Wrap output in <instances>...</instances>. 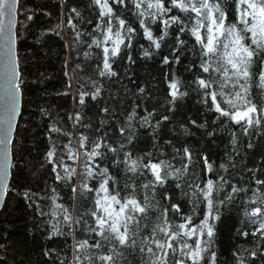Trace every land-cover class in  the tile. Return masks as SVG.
I'll return each instance as SVG.
<instances>
[{
    "label": "snow or ice",
    "instance_id": "6c2138e0",
    "mask_svg": "<svg viewBox=\"0 0 264 264\" xmlns=\"http://www.w3.org/2000/svg\"><path fill=\"white\" fill-rule=\"evenodd\" d=\"M18 3L19 0H0V148L3 149L0 201L9 191L10 145L21 108L22 73L14 31ZM92 4L98 10L97 23L88 35L92 37V44L102 51L101 77L116 75L112 61L121 54L122 47L132 48V40L140 29L142 37L157 50L171 29L175 33V47L171 60L164 56L163 64L181 63L180 53L187 44L181 37L188 36L193 41L189 50L195 53L197 46L199 48V63L193 60L185 70H196L192 83L201 93L208 110L226 125L239 126L246 136L250 130H264V0H130L135 17L132 22L124 15L129 0H92ZM71 11L77 17L81 15L75 8ZM68 23L72 28L76 27L71 17ZM149 25H158L161 35L155 36ZM82 35L78 32L77 38ZM150 54L144 49L145 57ZM180 86L181 81L175 75L170 77V103L186 95L180 91ZM80 102L84 103L83 98ZM134 115L128 119L132 120ZM153 115L149 112L144 116L142 126H150ZM167 119V116L163 117V120ZM159 123L157 121V127ZM192 123L196 124V121ZM197 126L204 128L206 122ZM87 139L80 140V148L87 147ZM128 141L131 143V136ZM124 147L120 144L117 149L105 143L103 137L99 138L85 153L84 169L80 173L65 165L64 159L57 156L55 145L46 153L48 163L52 165L51 172L55 174L54 181L83 177L71 188L73 199L83 197L91 202L83 213L91 221L83 220L90 239L75 240L74 236L72 264H130L126 252L132 256L139 253L140 264H219L216 241L226 223L223 210L237 200L244 205V218L236 235L246 240L250 238L253 247L238 246L232 252L233 262L264 264V178L257 176V170H249L252 175L248 185L241 187L219 174L221 169L228 171L224 164L214 168L213 162L202 156L201 174L191 173L195 179L189 181L193 154L187 147L176 150L182 161L179 168L164 160L153 162L151 152L135 158L131 152H124L123 159L112 160L113 167L124 166L126 179L121 187L119 173H113L109 166H101L95 161L109 159V153L118 156ZM78 156V152L68 149L69 159L75 160ZM59 169L63 170V175ZM146 172L150 173L151 179L139 185L143 190L141 199L137 184L130 182L132 178L128 174L139 177ZM52 192L55 193L56 188ZM24 196L31 201L38 193L26 191ZM50 199L53 207L48 213L39 203L35 204L40 216L50 217L48 239L64 235L58 226L61 215L72 226L82 222L81 219L73 221L67 208L57 203L58 196ZM181 199L191 206L188 212L183 210ZM243 225H250L251 230ZM54 251L46 249L44 255L50 256ZM59 264H67V260H60Z\"/></svg>",
    "mask_w": 264,
    "mask_h": 264
},
{
    "label": "trees",
    "instance_id": "16d2710c",
    "mask_svg": "<svg viewBox=\"0 0 264 264\" xmlns=\"http://www.w3.org/2000/svg\"><path fill=\"white\" fill-rule=\"evenodd\" d=\"M73 8L80 12L79 17L71 11ZM97 11L92 0H19L16 43L22 73V108L12 143L9 191L0 210V264H59L65 259L67 264H72L74 236L75 240L90 239L83 225V220L89 218L83 213L91 202L83 197L74 201L71 191L83 177L54 181L55 174L46 157L53 145L65 165L80 173L84 169L85 153L99 138L103 137L105 143L117 149L124 144L118 156L109 153V159L95 161L119 173L121 187L126 179L124 166L113 167L112 160L123 159L124 152H131L133 158L151 152L153 162L164 160L179 168L182 161L176 150L184 147L193 154L189 181L195 179L191 173L201 174L202 156H207L214 168L224 164L228 171L221 169L219 174L238 186L248 185L252 175L249 170H257V176L264 178V130H250L246 136L239 126L217 120L192 83L196 70H185L191 61L199 63L198 46L195 53L190 51L193 41L182 36L187 44L180 53L181 63L164 65V56L172 58L175 33L170 29L157 50L142 37L140 29L132 40V48L122 47L121 54L112 61L116 75L101 77L102 51L92 44V37L88 35L96 26ZM132 13L129 0L124 15L130 22L135 20ZM29 16L32 19H28ZM69 17L75 28L69 26ZM149 27L155 36L161 35L158 25ZM78 32L83 33L80 38H77ZM144 49L149 50L150 56L143 55ZM173 75L181 81L180 91L186 95L170 103L168 84ZM81 98L84 103L80 102ZM149 112L154 113L150 126H142V118ZM133 113V119L129 120ZM164 116L168 119L163 120ZM157 121H160L158 127ZM205 122L204 128L197 126ZM121 129H124L123 134ZM83 137L88 138L86 148L79 146ZM69 148L79 153L78 159L68 158ZM59 171L64 174L62 169ZM128 177L137 184L142 199L143 190L139 185L151 179L150 173L139 177L129 173ZM53 188H56L55 193ZM26 191L38 196L31 201L25 199ZM51 196H58L57 203L67 208L73 221L81 219L82 222L72 226L61 215L58 226L64 235L48 239L50 217L40 216L35 204L39 203L48 213L53 207ZM179 196L177 191L176 197ZM179 202L188 212L191 206L182 199ZM223 211L226 223L216 241L219 264H234L232 252L238 246L253 247V242L236 235L244 218L241 201L237 200ZM243 226L251 230L250 225ZM46 249L55 251L46 256ZM125 255L130 264H140L139 253L132 256L126 252Z\"/></svg>",
    "mask_w": 264,
    "mask_h": 264
},
{
    "label": "water",
    "instance_id": "95a60500",
    "mask_svg": "<svg viewBox=\"0 0 264 264\" xmlns=\"http://www.w3.org/2000/svg\"><path fill=\"white\" fill-rule=\"evenodd\" d=\"M14 31L16 32V28L14 29ZM16 50H17V43H16ZM21 108H22V95H21ZM21 108H20V112H21ZM19 115L17 117V121H18ZM17 121H16V124H17ZM16 124H15L14 131H13V137H14V133H15ZM11 151H12V144L10 145V153H9L10 164H12ZM2 152H3V149L0 148V162H2ZM10 177H11V167L9 168V176H8L7 184H9ZM5 197H6V194H5L4 198H3V200L0 201V210H1L2 206H3V204H4Z\"/></svg>",
    "mask_w": 264,
    "mask_h": 264
},
{
    "label": "rangeland",
    "instance_id": "374dc122",
    "mask_svg": "<svg viewBox=\"0 0 264 264\" xmlns=\"http://www.w3.org/2000/svg\"><path fill=\"white\" fill-rule=\"evenodd\" d=\"M12 165V164H11Z\"/></svg>",
    "mask_w": 264,
    "mask_h": 264
}]
</instances>
